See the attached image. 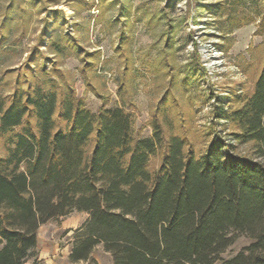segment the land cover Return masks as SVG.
Segmentation results:
<instances>
[{
  "label": "trees",
  "instance_id": "obj_1",
  "mask_svg": "<svg viewBox=\"0 0 264 264\" xmlns=\"http://www.w3.org/2000/svg\"><path fill=\"white\" fill-rule=\"evenodd\" d=\"M50 74L0 93V264L36 259L38 228L72 211L88 214L75 264L99 244L113 264H264V60L216 113L228 132L199 152L156 121L138 135L124 104L88 109ZM241 235L250 242L220 259Z\"/></svg>",
  "mask_w": 264,
  "mask_h": 264
},
{
  "label": "rangeland",
  "instance_id": "obj_2",
  "mask_svg": "<svg viewBox=\"0 0 264 264\" xmlns=\"http://www.w3.org/2000/svg\"><path fill=\"white\" fill-rule=\"evenodd\" d=\"M263 60L264 0H0V93L44 69L88 109L124 104L138 135L156 121L198 152L228 132L216 113L252 89ZM234 143L254 157L252 143ZM87 217L72 211L42 224L37 258L24 264H75L74 229ZM249 242L237 237L219 258ZM79 264L113 262L99 244Z\"/></svg>",
  "mask_w": 264,
  "mask_h": 264
}]
</instances>
